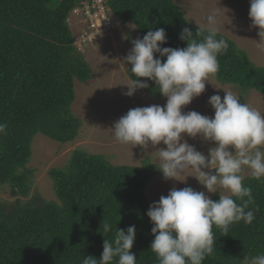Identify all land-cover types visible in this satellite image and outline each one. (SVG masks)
I'll use <instances>...</instances> for the list:
<instances>
[{
	"label": "trees",
	"instance_id": "obj_1",
	"mask_svg": "<svg viewBox=\"0 0 264 264\" xmlns=\"http://www.w3.org/2000/svg\"><path fill=\"white\" fill-rule=\"evenodd\" d=\"M90 1L0 0V123L8 125L7 135L0 134V188L30 197L14 203L0 200V264H80L88 256L99 260L104 238L110 239L116 227L127 230L132 225L136 233L130 251L137 264H158L150 248L153 225L145 195L158 172L156 164L113 165L103 154L77 148L68 165L49 170L55 199L41 197L33 187L28 163L34 137L41 133L61 147L77 138L82 126L73 111L74 83L89 79L91 69L74 46L68 21ZM105 6L119 22H131L142 38L163 28L167 43L161 47L185 48L187 42L180 39L184 28L198 41L203 38L198 28L207 34V28L189 23L173 0H106ZM221 37L229 47L218 56L219 71L211 76L264 97V66H256L218 31ZM154 58L166 60L158 53ZM130 69L131 81L149 84L141 88L149 98L161 97L153 81L136 78ZM242 183L251 189L246 211L254 210L255 218L250 224L233 223L227 233L213 226L214 252L203 264H243L245 256L264 252V178L248 175ZM103 222L113 226L105 237Z\"/></svg>",
	"mask_w": 264,
	"mask_h": 264
},
{
	"label": "clouds",
	"instance_id": "obj_2",
	"mask_svg": "<svg viewBox=\"0 0 264 264\" xmlns=\"http://www.w3.org/2000/svg\"><path fill=\"white\" fill-rule=\"evenodd\" d=\"M106 15L108 24L102 29L103 33H107L111 21L117 19L109 9ZM80 17L84 21L79 41L80 36L89 31L87 20ZM249 18L250 27L258 29L256 48L264 50V0H250ZM207 21L206 35L204 29L198 28L197 34L203 36L199 41L193 38L190 29L182 30L180 39L187 42L185 48L161 47L167 43L163 28L149 30L143 38L135 28L140 38L132 41L133 47L124 57V63L131 65L133 76L153 81L167 100L164 106L154 104L130 109L115 121L111 130L116 142L142 149L155 148L162 142L166 148H158V169L165 179H176L191 169L198 173L196 178L207 193H219V199L213 201L205 191L173 187L167 196L162 195L149 206L146 214L153 225L154 236L150 248L158 264H203L214 252L213 226L227 233L233 223L250 224L255 218L254 210L246 211L252 195L251 189L242 183L244 170L255 179L264 178V113L241 102L230 90H224L223 100L219 94L209 98L214 117L182 111L205 91L209 76L219 71L218 56L229 47L226 39L217 38L215 15H209ZM75 41L76 37L74 46L80 52ZM86 42L82 43L86 45ZM157 53L166 60L154 58ZM91 79L92 73L80 83ZM126 86L128 90L122 94L131 97L138 88H148L149 84L132 79L131 85ZM74 101L77 102L76 94ZM7 128V123H0V134L7 135ZM185 134L193 139L199 136L214 146L205 155L184 139ZM221 190L230 195L221 194ZM233 197L242 203L237 204ZM101 228L104 237L113 232L108 222H103ZM135 233V225L127 230L116 227L110 239L104 238L100 259L83 257L80 264H137V257L130 251ZM243 264H264V252L245 256Z\"/></svg>",
	"mask_w": 264,
	"mask_h": 264
},
{
	"label": "rangeland",
	"instance_id": "obj_3",
	"mask_svg": "<svg viewBox=\"0 0 264 264\" xmlns=\"http://www.w3.org/2000/svg\"><path fill=\"white\" fill-rule=\"evenodd\" d=\"M173 1L191 24L207 28V17L215 15L217 21L215 26L218 31L234 40L256 66H264V50L256 48V41H259L258 29L250 27V0ZM83 21L78 12L72 13L68 21L76 37L75 45L80 48L92 73V79L88 82L75 83L77 102L73 103V111L82 121L79 134L76 140L61 147L58 146V142L41 133L37 134L32 142V156L28 167L34 171L32 176L34 189L45 199H55L49 170L68 165L72 151L77 148L85 149L88 153L103 154L113 165L139 166L147 160L151 164H156L157 169L160 166L158 148H166L162 142L155 148L132 147L116 142L112 135L111 128L114 122L130 109L166 104V97L161 95L157 100L149 98L141 88H138L131 97L122 94L128 90L126 85H131L132 82L127 75L130 65L124 63V57L133 47L132 41L140 38L138 31L131 22L124 24L114 18L111 21L110 30L107 33L100 32L98 35H93L88 41L93 45L88 46L87 42L85 45L78 40ZM224 90L232 91L241 98V102L264 113V97L260 93L253 90L242 92L233 85L217 82L211 75L206 82L205 91L194 98L182 111H196L202 115L214 117V109L209 105L208 100L215 94H219L223 100ZM184 139L205 155L208 154L209 148L214 146L212 142L202 141L199 136L193 139L185 134ZM242 174L244 178L250 175L247 169ZM196 177L198 173L188 169L176 179H165L162 171L158 169L145 187L147 202L151 205L159 201V198L162 195L167 196L173 187L177 189L191 187L195 191H205L210 198L219 197L218 192L207 193ZM221 194L230 195L223 190ZM18 198L30 197L12 195L7 186L0 188V200L14 203Z\"/></svg>",
	"mask_w": 264,
	"mask_h": 264
},
{
	"label": "built area",
	"instance_id": "obj_4",
	"mask_svg": "<svg viewBox=\"0 0 264 264\" xmlns=\"http://www.w3.org/2000/svg\"><path fill=\"white\" fill-rule=\"evenodd\" d=\"M106 0H91L85 2L83 7L77 11L87 20L89 31L80 36V42L90 41L93 35L99 34L102 29L106 28L108 18L106 15Z\"/></svg>",
	"mask_w": 264,
	"mask_h": 264
}]
</instances>
